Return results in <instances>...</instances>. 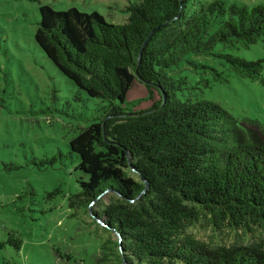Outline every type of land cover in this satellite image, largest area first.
Returning a JSON list of instances; mask_svg holds the SVG:
<instances>
[{
  "label": "trees",
  "instance_id": "obj_1",
  "mask_svg": "<svg viewBox=\"0 0 264 264\" xmlns=\"http://www.w3.org/2000/svg\"><path fill=\"white\" fill-rule=\"evenodd\" d=\"M127 10V22L112 24L96 11L39 7L34 39L43 53L89 97L108 101L69 142L88 175L71 205L113 193L93 215L118 235L126 264H264V240L212 245L187 231L202 218L245 235L264 229V122L241 124L213 101L180 100L185 81L165 73L186 53L263 39L264 4L140 0ZM219 55L235 76L261 78L264 60ZM135 81L159 99L126 112Z\"/></svg>",
  "mask_w": 264,
  "mask_h": 264
},
{
  "label": "rangeland",
  "instance_id": "obj_2",
  "mask_svg": "<svg viewBox=\"0 0 264 264\" xmlns=\"http://www.w3.org/2000/svg\"><path fill=\"white\" fill-rule=\"evenodd\" d=\"M140 0H0V264H126L115 241L93 212L112 200L107 192L87 205H71L88 175L69 142L100 120L108 101L89 97L63 76L34 39L41 5L54 10L98 12L106 22H127ZM209 3L212 0H200ZM249 6L264 0H226ZM264 60V38L245 47L217 44L211 54L186 53L165 73L185 81L176 91L186 98L213 101L239 123L264 122V68L261 78L235 76L219 54ZM159 99L135 81L122 104L126 112L149 109ZM214 245L264 240V229L247 235L217 229L206 218L187 229ZM12 239L19 240V248ZM120 253V254H119Z\"/></svg>",
  "mask_w": 264,
  "mask_h": 264
},
{
  "label": "water",
  "instance_id": "obj_3",
  "mask_svg": "<svg viewBox=\"0 0 264 264\" xmlns=\"http://www.w3.org/2000/svg\"><path fill=\"white\" fill-rule=\"evenodd\" d=\"M153 32V31H152ZM150 36V35H149ZM106 192V191H105Z\"/></svg>",
  "mask_w": 264,
  "mask_h": 264
}]
</instances>
